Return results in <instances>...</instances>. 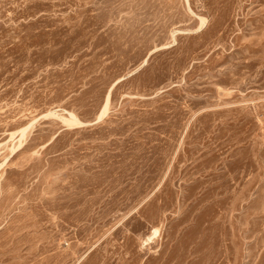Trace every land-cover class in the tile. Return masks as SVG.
<instances>
[{"label": "rangeland", "instance_id": "374dc122", "mask_svg": "<svg viewBox=\"0 0 264 264\" xmlns=\"http://www.w3.org/2000/svg\"><path fill=\"white\" fill-rule=\"evenodd\" d=\"M0 264H264V0H0Z\"/></svg>", "mask_w": 264, "mask_h": 264}, {"label": "bare ground", "instance_id": "6f19581e", "mask_svg": "<svg viewBox=\"0 0 264 264\" xmlns=\"http://www.w3.org/2000/svg\"><path fill=\"white\" fill-rule=\"evenodd\" d=\"M108 99H109V98H108ZM73 118H74V117H73ZM76 121H77V119H76ZM78 122H79V121H78ZM79 123H81V122H79ZM21 132H22V131H21ZM24 132H25V131H24ZM11 136H13V134H12ZM23 137L25 138V135H24V134H22L20 140L23 139ZM13 138H14V137H13ZM157 235H158V230H157V229H154V230L150 233V235L148 236V238H147L145 241L142 242V247H143V246L146 247V246L150 245V243H152V241L157 237Z\"/></svg>", "mask_w": 264, "mask_h": 264}]
</instances>
